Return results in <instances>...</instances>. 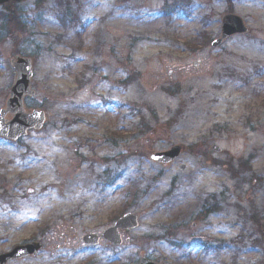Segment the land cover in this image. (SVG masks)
<instances>
[{
  "label": "rangeland",
  "instance_id": "obj_1",
  "mask_svg": "<svg viewBox=\"0 0 264 264\" xmlns=\"http://www.w3.org/2000/svg\"><path fill=\"white\" fill-rule=\"evenodd\" d=\"M15 7L22 28L0 39V109L9 61L27 57L26 107L47 121L0 139V254L43 245L9 264H264V0ZM226 14L248 31L213 49ZM175 145L173 163L150 161ZM126 213L139 225L122 246L83 247Z\"/></svg>",
  "mask_w": 264,
  "mask_h": 264
},
{
  "label": "water",
  "instance_id": "obj_2",
  "mask_svg": "<svg viewBox=\"0 0 264 264\" xmlns=\"http://www.w3.org/2000/svg\"><path fill=\"white\" fill-rule=\"evenodd\" d=\"M28 0H0V6L8 3H22ZM247 33V29L241 18L235 15H225L221 20L220 38L213 41L212 48L219 47L224 40L234 35ZM10 65L15 73L12 86L9 91L4 108L0 110V138L17 141L25 137L30 130L39 131L45 123V114L39 110L26 112L23 101L25 98L32 99L35 92L30 88L32 79V61L27 58L14 57L10 60ZM218 151V150H216ZM181 153L179 146H174L166 152L151 155L150 160L158 164H169L175 161ZM137 216L126 214L120 218L113 228L106 230L101 238L112 244L120 246L122 243L119 230L128 231L137 228ZM100 237L89 234L82 238V243L86 246H97ZM42 249L40 243H29L17 246L11 251L0 255V264H7L12 260H20L26 257H34ZM138 264H155L142 258Z\"/></svg>",
  "mask_w": 264,
  "mask_h": 264
},
{
  "label": "trees",
  "instance_id": "obj_3",
  "mask_svg": "<svg viewBox=\"0 0 264 264\" xmlns=\"http://www.w3.org/2000/svg\"><path fill=\"white\" fill-rule=\"evenodd\" d=\"M15 9H16L15 5L9 4V5L5 6V7H3V10H4V12H6V14L4 12H2V13L0 12V18H1V21H2V24L0 25V39H3V37L6 38L8 33L13 31V29H11V27H13L14 25H15V28H17L18 25H19L20 28H22V26L16 20V10ZM67 13L68 12H64V17L66 16ZM62 23H63V21H62ZM11 24H13V25H11ZM63 26H64V24H63ZM191 150H192V148H191ZM213 209L215 210V208H213ZM207 212H208V210L206 211V213ZM250 220L252 222L258 224L259 225V229L261 228L259 220L256 219L255 216H252L250 218Z\"/></svg>",
  "mask_w": 264,
  "mask_h": 264
}]
</instances>
